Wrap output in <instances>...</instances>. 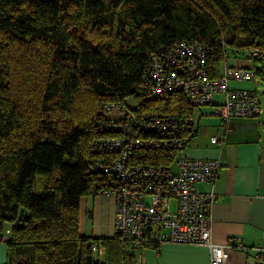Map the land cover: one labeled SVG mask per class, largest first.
Masks as SVG:
<instances>
[{"label":"trees","instance_id":"obj_1","mask_svg":"<svg viewBox=\"0 0 264 264\" xmlns=\"http://www.w3.org/2000/svg\"><path fill=\"white\" fill-rule=\"evenodd\" d=\"M184 39L205 45L212 77L226 47L261 59L264 0H0L3 264H135L138 251L158 247L150 236L137 248L117 234H81L79 206L113 177L91 168L98 140L112 134L98 126L103 103L132 96L136 113L193 115L180 92L141 91L151 56ZM79 97L92 108L78 109ZM183 148L149 146L135 157L170 165ZM92 243L104 248L97 259Z\"/></svg>","mask_w":264,"mask_h":264},{"label":"built area","instance_id":"obj_2","mask_svg":"<svg viewBox=\"0 0 264 264\" xmlns=\"http://www.w3.org/2000/svg\"><path fill=\"white\" fill-rule=\"evenodd\" d=\"M250 53L259 57L257 49ZM206 47L198 40H180L165 51L153 54L144 78V94L180 92L192 107L211 104L214 94L221 92L215 104V114L226 126L232 117L257 115L261 105L255 89L230 88V79L255 77L252 69L228 66L223 63L217 76H209L206 66ZM100 130L111 132L97 144L102 155L94 159L91 168L112 174L97 194H107L115 200L114 234L140 247L148 236L161 243L204 245L209 251V264H228L227 253L241 247L239 241L224 244L212 240L208 204L215 197L213 188L203 191L199 182L211 183L221 169L220 157H176L173 164L147 163L135 154L149 146L183 148L194 131L193 115L162 114L148 116L129 108L123 101H106L100 107ZM156 134V135H155ZM217 131L212 143L224 140ZM107 154V156H105ZM9 236V228L0 232V241ZM235 244V245H234ZM95 259L104 252L91 244ZM136 257L142 262L140 251ZM248 264H264V242L257 248L255 259Z\"/></svg>","mask_w":264,"mask_h":264},{"label":"crops","instance_id":"obj_3","mask_svg":"<svg viewBox=\"0 0 264 264\" xmlns=\"http://www.w3.org/2000/svg\"><path fill=\"white\" fill-rule=\"evenodd\" d=\"M251 69L252 64H235ZM256 66V65H255ZM262 68L261 66H258ZM221 71V70H220ZM233 80L237 86L230 85ZM258 77L230 79V88L255 89ZM215 95L219 100H215ZM222 98L214 94L213 107ZM259 99V98H258ZM232 117L226 126L216 118L211 125L199 124L195 119L194 131L180 152L186 157H217L224 163L213 182H199L197 187L206 191L213 188L215 197L208 204L212 240L224 244L239 241L241 247L228 250V264H248L254 261L257 248L264 242V114ZM217 131L225 134L217 144L210 137ZM116 218L115 200L107 194L87 195L79 206V230L93 237L111 236ZM235 245V244H234ZM142 262L135 264H209V251L204 245L181 244L170 241L158 247L147 246L140 250ZM6 260V244L0 241V264Z\"/></svg>","mask_w":264,"mask_h":264},{"label":"rangeland","instance_id":"obj_4","mask_svg":"<svg viewBox=\"0 0 264 264\" xmlns=\"http://www.w3.org/2000/svg\"><path fill=\"white\" fill-rule=\"evenodd\" d=\"M225 64L228 66H234L235 64L241 63V64H249L251 62H253L254 65L261 66L264 69V55L262 57H260L261 59H256V58H251L246 49H242V48H234V47H226L225 48ZM223 65V61L220 63V66L222 68ZM221 70V69H220ZM230 85H235L237 86V84H235L233 82V80H231L229 82ZM257 95L258 98L261 101L262 107L264 109V79L258 80L257 82ZM138 100L141 101L143 100L142 96L138 97ZM215 100H219L218 96L215 95ZM137 100L130 96L127 97L126 100V104L130 107V108H136L137 107ZM75 105L78 109L84 110V109H91L92 108V101L89 98L86 97H79L77 98ZM192 113L195 116V119L199 120V124L201 126L203 125H211L212 122L218 118L216 117V115H214L215 112V107H213L212 104H206V105H200V106H195L192 108ZM261 115V119H264V114H260ZM194 119V120H195Z\"/></svg>","mask_w":264,"mask_h":264}]
</instances>
